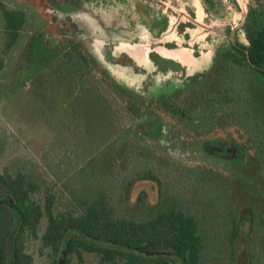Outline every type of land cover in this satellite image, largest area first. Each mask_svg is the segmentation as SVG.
<instances>
[{
	"label": "flooded vegetation",
	"instance_id": "1",
	"mask_svg": "<svg viewBox=\"0 0 264 264\" xmlns=\"http://www.w3.org/2000/svg\"><path fill=\"white\" fill-rule=\"evenodd\" d=\"M240 1L160 0L164 9L153 0H25L24 4L38 8L36 16L44 25L31 46L47 83L62 87L68 79L76 102L86 94L92 101L95 97L89 93H94L99 95L95 100L107 107L103 94L90 85V73H99L123 99L132 118L121 130L138 131L145 137L141 143L168 156L174 152L233 169L243 168L264 151L260 149L264 80L259 79H264L259 73L264 68L251 63L248 51L252 35L264 24V0L251 2L239 22L240 10L244 13ZM19 11L26 15L24 30L29 17ZM241 52L250 66L234 65ZM114 72L134 79L136 86H126ZM169 85L171 93L165 89ZM165 104L186 109L189 118L166 111ZM195 104L200 110L197 116L190 112ZM135 110L139 115L152 112L149 122L143 123L146 127H138ZM168 118L185 131H170ZM260 124V139L255 142L253 131ZM232 129L246 144H239L232 134H218Z\"/></svg>",
	"mask_w": 264,
	"mask_h": 264
},
{
	"label": "rangeland",
	"instance_id": "2",
	"mask_svg": "<svg viewBox=\"0 0 264 264\" xmlns=\"http://www.w3.org/2000/svg\"><path fill=\"white\" fill-rule=\"evenodd\" d=\"M153 1L160 9L166 8L160 0ZM254 1H240L244 13L239 9L237 21L243 20L248 5ZM0 2L9 9L24 10L29 17L27 28L21 32L17 46L4 53L6 38L4 19L0 11V57L3 58V67L0 69V173H12L15 169H21L37 176L40 181L39 200H43L47 192L55 193L58 211L70 208L78 210L77 208L83 205L81 203L83 200L101 197L111 201L116 215L136 219H141L145 215L140 207V196L145 195L149 205H155L158 201L156 183L142 181L139 177L144 172L157 175L167 184V190L185 203H190L193 196L198 200L201 197L199 193L202 192L195 178L189 176V171L203 172L204 169L214 167L228 177L229 167L223 163L217 164L205 159H188L174 152H170L171 156H168L150 147L144 149L133 141L130 142L129 151L123 161L110 163L111 157L107 155L106 149L110 148L115 136L121 134L124 131L121 129L132 120L127 115L123 99L109 87V80L104 76L101 77L96 72L90 73L92 74L89 79L91 87L99 90L109 104L106 107L109 112H95L91 116L88 111L91 109L92 102L88 101V95L86 94L85 99L78 98L76 102L73 98V90L68 87V79H64L62 87L47 83L48 76L46 77V72L39 69L31 46L33 40L39 35L37 30L44 26L36 16L38 13L35 11H38V8L32 7V9L24 4L25 0H0ZM242 35L240 39L244 41L245 34ZM111 74L128 87L136 86L132 78L124 77L119 72ZM172 88L169 85L165 89L171 93ZM227 111L229 112V109ZM190 112L197 116L200 110L194 108ZM168 123L170 131L183 127L170 118ZM262 127L263 125L260 124L253 131L255 142L260 139ZM218 134L225 137L232 134L239 144L245 143V139L236 130L221 131ZM188 135L187 133L186 136ZM212 136L215 137V135ZM192 140L195 138L192 137ZM260 149H264V146ZM255 150L253 146V151ZM262 152L263 156L259 155V158L248 162L249 171L255 169L254 164H264V151ZM98 153L101 156L95 155ZM94 155L97 156V160H93ZM15 165L18 166L13 167ZM85 168L90 173L101 177L84 178L82 172ZM240 170L239 167L233 168L234 178H242L244 186L252 192L259 193L258 198H252L250 195L245 205L251 208L258 218L264 220V187L256 182L255 175L242 177ZM206 199L204 197L198 201H206ZM45 226L44 219L40 236L45 231ZM259 232L260 229H258V236L261 235ZM262 235L264 236L263 232ZM242 237H245L244 234ZM251 247H260L263 250L264 242L260 237L256 238L251 234ZM41 250V240L29 243V252L33 255L35 264H51L49 254L46 251L42 253ZM243 253V251L238 253L232 264H264V259H260L264 258L263 251L260 257L255 250L251 252V256ZM212 254L219 255L221 261L229 262L230 257L228 258L226 250H223L221 254L212 251ZM83 260L81 263L78 258H73L72 264H100L94 255L84 254Z\"/></svg>",
	"mask_w": 264,
	"mask_h": 264
},
{
	"label": "trees",
	"instance_id": "3",
	"mask_svg": "<svg viewBox=\"0 0 264 264\" xmlns=\"http://www.w3.org/2000/svg\"><path fill=\"white\" fill-rule=\"evenodd\" d=\"M0 11L6 38L4 53H7L17 46L26 15L7 8L1 2ZM248 51L251 63L264 68V24L252 35ZM241 54L233 61L234 65L250 66L246 54ZM2 60L0 57V69L3 67ZM259 73L264 77L262 70ZM89 96L96 99L99 95L89 93ZM259 96L256 95V99ZM95 99L90 101L89 115L109 112L105 105ZM163 108L180 118H189L186 109L168 104ZM135 113L139 115L138 110ZM151 117L153 114L150 111L140 114L138 127L142 128L141 124L149 122ZM190 121L193 125L197 123L195 119L190 118ZM260 122L255 121L257 124ZM133 131L135 133L125 130L115 136L110 148L106 149L111 157L110 163L123 161L132 141L148 149L147 144L139 141H144L145 137ZM95 155L101 156L100 153ZM95 155L93 160H97ZM254 165L255 169L249 171L248 164H243L240 170L242 177L253 174L256 182L264 187V164ZM232 171L229 168L228 177L214 167L203 172L189 171V176L195 178L202 191L198 200L207 198L206 201H198L193 196L190 203L175 197L167 190V184L154 173H142L139 175L142 181L156 183L158 201L155 205H149L145 195L139 197L140 207L145 214L141 219L116 215L111 201L101 197L83 200L78 210L70 208L58 211L55 193L47 192L43 200H39L40 181L37 176L21 169L0 173V264H35L29 252V243L34 240H41V252L49 254L51 264H72L73 258H78L82 263L84 254L94 255L100 264H232L241 251L251 256L255 250L259 256L264 248L251 247V234L264 242V220L245 205L250 195L258 198L259 193L244 186L242 178H234ZM82 173L86 179L101 177L90 173L87 168ZM44 219L45 231L40 236ZM258 229L260 236L257 235ZM223 250L230 257L227 263L221 261L219 255H211L212 251L221 254Z\"/></svg>",
	"mask_w": 264,
	"mask_h": 264
}]
</instances>
